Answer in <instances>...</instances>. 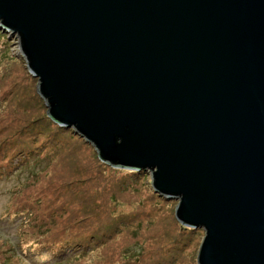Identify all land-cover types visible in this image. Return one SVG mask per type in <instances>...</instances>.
I'll list each match as a JSON object with an SVG mask.
<instances>
[{"label": "water", "instance_id": "95a60500", "mask_svg": "<svg viewBox=\"0 0 264 264\" xmlns=\"http://www.w3.org/2000/svg\"><path fill=\"white\" fill-rule=\"evenodd\" d=\"M47 116L202 229L197 264H264V0H0Z\"/></svg>", "mask_w": 264, "mask_h": 264}, {"label": "rangeland", "instance_id": "374dc122", "mask_svg": "<svg viewBox=\"0 0 264 264\" xmlns=\"http://www.w3.org/2000/svg\"><path fill=\"white\" fill-rule=\"evenodd\" d=\"M0 48V54L3 53L0 58V154L3 149L8 156L12 142L23 140L28 142L24 145L37 143L33 145L32 153L39 151L51 155L48 162L37 165L41 173L29 189L22 187L23 183L26 184V174L22 169L25 161L31 164L30 155L23 157L18 151L13 161L3 165L0 160V264H22L23 256L17 251L18 238L22 233L23 242V235L26 233L28 237L31 233L25 232L26 227L16 228L22 216L12 222L4 214L21 211L18 206L29 198L35 213L53 222L51 231L58 236L64 231L66 236L76 233L74 222L79 218L85 219L100 211L111 212L104 223L111 222L112 227L106 228L103 222L92 226L101 228L97 235L105 236V244L94 247L93 251V247L85 248L86 253L71 264H121L127 261L126 254L131 249L146 257L147 239L152 230L158 234L154 243L159 246L154 250L155 255H159V259L155 257L154 264H168L164 259L167 256L170 264H197L198 249L204 235L202 229H194L193 234H188L189 241L180 254H176V258L172 256L178 251L174 253L173 242L178 241L185 230L191 229L182 226L175 218L178 202L160 199L148 186L146 173L145 179L137 178L133 171L107 166L99 160L96 151L74 132L59 128L47 116V108L37 94V80L14 56L8 35L2 29ZM48 138L59 143L56 157L53 156L56 148L47 145ZM112 204L117 205L112 208ZM134 240L140 248L132 245Z\"/></svg>", "mask_w": 264, "mask_h": 264}, {"label": "trees", "instance_id": "16d2710c", "mask_svg": "<svg viewBox=\"0 0 264 264\" xmlns=\"http://www.w3.org/2000/svg\"><path fill=\"white\" fill-rule=\"evenodd\" d=\"M3 37H5V35ZM2 54L3 53L0 54V58L2 57ZM61 131H63V129ZM48 139L49 140L47 142V145H51L54 149L56 148L53 151V156L56 157L58 154L57 144L59 143L51 138ZM24 143H28V142H25L23 140L17 143L12 142L13 146L11 147V149L8 150V152H10L8 156L5 155L6 151L2 149V154L0 155H2L3 158H1L0 160H2V164L5 165L4 164L5 162L9 163L13 161V158L15 157V154L18 151H20V153L23 154V157L28 158V156L30 155L31 164L29 163V161L23 160L25 162L22 169L23 173L26 174V184L23 183L22 187L29 189L32 188L34 180L37 178V175L41 173L38 172L37 165L43 161L48 162L51 158V155L50 156L44 155L42 152L39 151H37L36 154H34L31 151H34L32 150L33 145L37 143L34 142L33 144H27V145H24ZM144 173L145 172L143 171H136L132 174L136 175L137 178L145 179L146 175ZM32 204L33 203L30 201L29 198L26 200V202L18 206L19 208H22L21 211H17V213L5 212L4 214L7 216V218H10V221L12 222L17 221V219H19L22 216V218L19 219L20 222L19 225L16 226V228L21 227L20 229H22L26 227L25 232L29 231L31 233V235H29L28 237L26 233L23 235L22 237V239L24 240L23 242L21 241L22 233L18 238L19 247L17 248V251L19 255L23 256V258H21L22 264H71L72 261L79 260L80 257L86 253L85 248L89 249L93 247V249H91V251H93L95 249L94 247H98L99 245L105 244L104 241L105 236L97 235V231L101 228L100 227L92 228V226L99 224L102 225L104 222L106 223L108 221L107 215H110L111 213L110 211L106 213L100 211L99 213H96V215H90L87 218L81 220L79 218L77 221L74 222L76 224L74 226L76 233L75 232L69 233L68 235L69 237H68L65 235L64 233L65 231H64L62 234H60V236H63V238H61L60 236L52 233L51 230L53 227L52 225L53 222H51V220L42 218L43 215H40L39 213H35V209H33L31 206ZM116 205L117 204H112V206L110 207L115 208ZM50 215L48 216L51 217ZM105 226L106 228H108V226L112 227L113 224L109 222L108 224H105ZM169 231H170L169 233L172 232L171 229ZM194 231H195L194 229L185 230L183 232L184 235H181V238L178 239V241L173 242L175 248L174 253L175 251L178 250L175 254H172L173 257H175L176 254H180L181 249L183 246H185L184 244L186 243V241H189L188 240L189 237L186 236L188 234H193ZM18 232H22V231L18 230ZM155 232H156L155 230H152L148 235V239H147L148 246L146 247V251H147L146 257H144L143 254H139V253L136 254L137 251L135 249H131L129 250V253L126 254L128 256V258L126 259L127 261H124L121 264H147V263L154 264L156 261L155 257L159 259V255L158 254L155 255L156 252H154V250H157L159 248L158 244L154 243L157 242V236H158V234ZM105 234H107V232ZM184 237L186 238L183 239ZM179 241L182 242L179 244ZM132 245L135 246L137 245V247H139L138 242L135 240L132 242ZM143 248L145 249L144 245ZM167 257H165L164 259H167V263L170 264L171 260L169 261Z\"/></svg>", "mask_w": 264, "mask_h": 264}]
</instances>
